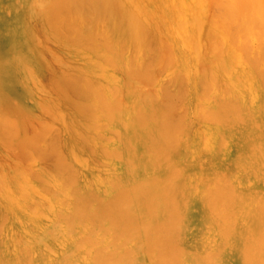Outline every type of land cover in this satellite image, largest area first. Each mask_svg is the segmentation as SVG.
Listing matches in <instances>:
<instances>
[{
  "label": "rangeland",
  "instance_id": "rangeland-1",
  "mask_svg": "<svg viewBox=\"0 0 264 264\" xmlns=\"http://www.w3.org/2000/svg\"><path fill=\"white\" fill-rule=\"evenodd\" d=\"M15 1H17V3ZM52 1L50 2L51 5L55 2L54 0ZM81 1L82 0L79 1L80 5H76L75 8L81 6V9H83L82 7L84 6V3L82 4ZM87 1L88 0H85L84 2ZM89 1L91 4L94 3L95 7L105 1L106 4L108 3L107 1L110 2V0H105L104 2H102V0H98L100 1L98 5L96 4V0H93V2L91 0ZM112 1L116 4L115 9L113 8L114 4L112 2L108 3L112 4V7L110 5H104V7L108 6V8H113V11H115V15L113 16H116V18L114 17L115 20L113 18V20L111 19V23L109 22L110 13H114L111 12L112 9L107 12V7H105L106 10H104L102 4L100 6L103 8L101 9H103V12L106 11L104 15L107 14V18L105 16L104 18H106V20H101L102 24H100V18L97 17H99V12L102 11H94L98 12V16L95 17L96 13H94V15L92 13L95 8L93 6V8L89 7L91 4H88V8L92 9L90 11L91 13L88 12L86 16L87 12L84 10L80 17L78 14L79 11L77 10V12L75 11L76 14L73 13L74 15H72L71 13V11L75 10L72 0L71 2L69 0V4L67 5L65 3L66 1H57V3H59L58 6L66 5L71 8L73 7L74 9L68 7L71 14L68 13L67 10H64L66 6L63 10L61 9L62 6L58 8L55 4L54 5L57 8L54 6L49 7L50 5L48 8H43V6L41 7L42 3L44 7L49 4H46L47 1H42L40 5L37 4L38 0H0V121L2 122H0V131L2 130L0 132V136L2 137H0L2 140L0 141V264H102L100 260L101 258L104 259L102 260L104 261V264H124L127 261L129 263L133 260L135 261H133V264H176L178 258L179 264H244V262L245 264H250L251 261L254 262L253 259H255L256 252H258L256 256L264 253V167L261 166L264 163V0H120L121 3L119 0V3L116 0ZM76 4H78V2H76ZM118 4H120V7ZM121 4H123V7ZM84 7V9L87 8L86 5ZM50 8H56L60 11H53L58 15L61 13L60 17H58L60 20L56 16V19L59 20L57 22H61L57 25L55 20L54 25L55 23L57 25H55V28L61 25L60 29H56H59L60 31L64 29L62 32L58 30V33L55 34L54 32H56V30L52 31L47 24L44 23L46 26L39 24L42 20L48 23L47 18L50 15L49 13L52 11ZM124 8L126 9V15L132 14L131 16L137 19V22L135 21V23H137L136 25H138L137 27L139 28L136 30L139 32V29L141 31L145 29L143 30L144 33L139 32V36L141 33L142 35L140 37L145 35V31L148 35L149 31L151 36L155 35L152 36L154 38L153 41L152 37L150 38V34L148 35L150 39L147 37V40L145 36V39H140L137 35L138 33L136 34L138 37L134 40V36L136 35L133 33L135 32L136 27L133 20L135 19L131 20L132 17H128V21L130 20L133 23L130 21V23L120 21L122 15H124ZM46 9H50L51 11L48 10V13ZM97 9L100 8L97 7ZM37 10L38 13L40 12L39 17H37ZM42 10L45 11L44 15H47V13L49 15L44 16ZM7 11L8 13L10 12L9 15ZM63 11L67 12L63 13ZM119 11L123 14L121 13V18L118 17L120 19L117 20V16L119 15H116V13H119ZM67 13L70 14L72 18L68 16ZM40 17L42 20H40ZM50 17H53V15H50ZM80 18L83 19L81 20ZM68 19L72 20L69 22ZM29 20L31 22H29ZM125 20L127 21V18ZM51 21H54V18L53 20L51 19ZM115 21H119L120 25L117 22L118 25L116 24L117 26H113V24L116 23ZM49 23L48 25L51 24L53 26V22ZM122 23L125 29V24H130V26L133 24L132 26H134V32L127 33V37L131 36L134 38H131L132 42L128 41L130 38H126V32L131 29L130 26L127 25L129 30L127 29L126 32L123 33L125 29L121 25ZM140 24L141 27L139 26ZM41 26H43V28L48 27L47 31L51 30L52 32L48 31L47 33L45 28L42 30ZM40 27L41 31L39 29ZM117 27L124 29L123 31L121 30L122 35L119 31L120 28ZM55 28H53V30ZM112 29H117V33L119 32L117 35L124 36L123 34H125L123 38L120 37L122 43L118 36L116 38V30L112 32ZM32 31H34L35 34ZM48 34L51 35L49 36ZM57 36L59 38L61 37V42L58 40L59 38ZM54 38H56V41ZM113 39L114 42H112ZM116 40L120 43L118 41L116 42ZM36 41H38L37 45L39 44L40 46L36 45ZM115 42L116 45L118 43V46L114 45ZM113 47H115V49ZM113 49L115 51L116 49L119 51L115 52ZM46 52L48 54H46ZM121 52L122 54H120ZM53 54L55 57H52ZM160 54H162L161 57ZM57 55L58 58H62L59 60L57 58L56 60L55 58ZM54 60L56 62H54ZM115 60H117V62ZM26 64L28 66H26ZM25 67L28 68L25 69ZM31 67L33 71L31 69L29 71V68ZM46 69H48V71ZM63 71L67 72L66 74L68 75V79L67 77H64L67 75ZM139 72L143 74H140ZM27 73L30 74L28 75ZM35 74L37 77L33 76ZM146 74L147 76L150 74L151 78L150 76L147 77ZM53 75L58 79H52L54 77ZM59 75L62 77H58ZM72 78L76 80L74 81ZM31 80L33 82H31ZM63 80L65 81V84L72 81V88H69V85L68 88L73 92H70V94H72V96L74 94V98H72L68 90H65L67 89V85H65L64 90H58L57 86L60 85L59 87H63ZM66 80H69L68 83H66ZM34 81H36V84ZM41 81L42 83H40ZM61 82L63 83L62 86ZM37 86L40 87V89ZM53 89H57L60 94ZM40 91L42 92L40 93ZM44 91L45 93L49 92L47 94L48 98L50 97L49 99H47L46 94L43 93ZM64 91L65 94L63 93L62 95L61 92ZM42 93L44 95H41ZM50 93L53 96L55 93L57 95L51 99L53 96ZM60 95L64 102L62 100L61 103L59 101H55L58 99L56 96H59L60 98ZM64 95L71 96L70 99H73H71L72 102L68 97H64ZM75 97H78V99ZM80 99L81 101H79ZM14 100H16V102ZM51 100L58 105L56 106L53 102L52 106V103H50L52 102ZM45 101L48 104L50 103L49 106H52V108L50 107L51 109L55 108V106L57 109V107L62 104L59 106L61 111L57 110V114L59 116L56 115V109L49 111L50 108H48L49 106L45 103ZM81 102L83 103L80 106ZM78 103L80 104L78 105ZM40 104H42L41 109L39 106ZM88 104L91 106H88ZM126 104L128 107L125 106ZM74 105H78V107L81 108L84 105V108L88 106L90 109L87 107V111H83L84 108L83 110L81 108L78 110L79 108ZM76 107L78 108L77 110L80 114H77ZM111 107L115 109L112 111ZM108 108L111 111L105 110ZM44 109H47L48 112H45ZM227 110L232 111L228 112ZM53 111H55L54 114ZM41 112L44 113L42 114ZM59 112L63 114L64 117L63 115H60ZM149 112H151V114ZM223 112H225V115L226 112L227 114L231 112L232 116L236 115V117L233 116L234 121L236 120L235 118L240 117L242 119H240L242 124L237 118L239 126H236L237 122L235 123L232 119L233 117H230L231 113L228 117L224 115L230 120L229 121L225 118L227 120L226 123L229 122L226 124L224 116L222 117ZM87 113H89L91 118H93L94 122L91 121L92 119H89L90 117ZM173 113L175 115H172ZM81 114H84L86 117H83V115L80 116ZM73 115L75 116L74 118L78 119V124L75 121L76 119L74 120V118H72ZM168 115L170 116L169 118H167ZM219 115H221L222 118L219 119ZM60 116L63 117L62 119L65 118L63 120L66 123L65 125L63 124L65 127L61 124L63 121H57ZM67 116L70 117L68 118ZM171 116L173 118L175 116L176 118L173 119ZM1 117L6 119V122L4 119L2 120ZM8 117L10 120H8ZM24 117L25 122L23 119ZM148 117L149 119H147ZM162 117L166 120L164 121ZM55 118L57 119L56 121ZM13 121L18 123H14ZM20 121H23L21 122L24 127L23 128L21 126L22 129H20ZM159 121L164 124L166 123L165 125L167 127L168 125H172V128L174 129V133L171 132L172 135H174L171 137L170 134L167 135L169 138L166 137V139L169 140L168 143H170H167L169 147H167L166 150L161 149L162 151L165 150L168 154H165L163 151L164 157L167 158V156L169 157L171 155L169 157L170 160L167 158V163L163 160L165 159L163 155L162 157L160 155V153L162 154V151L157 150L158 152L161 151L159 153L154 151L157 146H154L150 142L152 139L149 140L151 133H153V136L156 137L158 134L156 131L159 132L164 129L163 127L162 129L157 127L162 124H160ZM79 122L81 124H79ZM232 123L234 125H231ZM36 124L40 126H36ZM164 124L163 126H165ZM4 125H6V127L15 126L17 129L14 127V131L16 132L12 133V131L7 130L8 128L3 130V127H5ZM69 125L72 126L71 129ZM82 125L83 127H81ZM88 125H93V127L89 128ZM27 126H29V129H27ZM153 126L156 127L154 128L155 130H153ZM66 128L68 130L70 129L72 135L74 134L75 136L68 135L70 133L66 134ZM75 129L76 131L84 130L85 134L81 132L83 135L79 134L81 137L78 136V138H82V136L87 134L89 139L88 137H83L82 140H89L87 141L89 143L86 144V141L84 142L83 140L82 142L78 139L76 136L78 135V132H73ZM149 129L153 130V132ZM168 129L169 128L165 130H167L168 132L166 133L169 134V131L172 130ZM61 130H64L63 136V131ZM68 130L67 132H69ZM8 131H10L12 135H10ZM163 134H160L159 132L158 135L161 136ZM68 136H71L72 139L68 138ZM163 137L164 135L162 138ZM162 138L160 141L163 140ZM155 139L156 138H154V143ZM158 139L157 141H159ZM175 139H180V141L178 142L177 140L174 142ZM62 140L63 143L66 144H62L63 147L60 145ZM145 140H148L150 143ZM160 141L159 144L162 143L163 145V141ZM69 142L70 146L72 144H77L78 147H82L81 149H83V151L78 147L77 148L79 150L77 151L75 145L73 147L74 150L70 151L72 146H69ZM80 142H82L81 144L83 145H81ZM145 143L149 145L151 144V147H154H152L153 150L149 151L151 147L148 148L147 146L149 145H146ZM175 143L177 146L178 143L180 145L179 147L176 146V148H178L177 150L173 147L176 145ZM164 144L166 146V142ZM86 145L88 146L86 147ZM163 147L164 146H161V148ZM146 148L149 150H146ZM64 151L66 154H63L65 153ZM68 151L72 153L74 151L77 155L73 153V157H71L72 153L69 155L67 153ZM149 152H151V154ZM170 152H172V154ZM157 153L160 157L156 155ZM152 156L163 159L161 162L157 159L158 163L156 159H152ZM148 157L149 161H146ZM66 159L68 160V164ZM130 159H132L133 163ZM123 160H125V162ZM256 160L257 164L255 162ZM55 161H57L56 164ZM131 163L132 165L135 163V165L132 166ZM143 163L145 164V169ZM171 163L174 167L176 166L175 169L173 168L174 170L172 169ZM169 164L171 165V168ZM242 165L244 168L241 167ZM257 165L259 166V169L257 168L258 170H256ZM52 167H54V169ZM153 167L154 169H152ZM252 168L256 172H252ZM54 170L57 173L54 172ZM261 170L263 173L260 172ZM248 172H250V174ZM48 173H51V175ZM167 173L169 174L167 175ZM158 178L164 181H161ZM128 182L129 184H127ZM162 182L165 184H162ZM172 182L179 183L177 186L181 190L176 187V183L175 185H172ZM151 183H158L159 185L156 184L155 186V184L153 185ZM141 184L142 186L146 185V190H144V187L139 186ZM181 184H183L184 187H180ZM134 185L135 188H133ZM148 185H150V187ZM152 185L157 188V190L153 189V191L155 190L154 193L159 194L157 199L155 197L156 194L154 195L153 193L154 196L151 195L153 192H151L153 188ZM137 186L143 189H138ZM169 187H174L180 192H177L179 194H175L177 197L172 193L176 191H171L172 194L170 197L166 194V190L164 191V189H168ZM147 188L148 190L151 188V190L148 191L150 193L147 192ZM227 188L232 191L234 190L233 192H235L237 196L240 195L239 198L236 195L233 197L232 191L226 190ZM131 189L133 190L130 192ZM136 189L139 191H136ZM134 190L136 191L135 194L133 193ZM140 191L141 193L144 191L143 194L145 192L150 194V196L146 195L148 196V199L149 197H155L154 200H149L151 202L153 201V206L157 204L155 208L153 206H146L149 209V212L152 209L153 214L155 215H152L151 212L150 214L152 216H144L145 214L148 215V209L145 205L146 203L149 205L150 202L147 201L148 199L146 200V193L144 196L141 194V199L136 198L140 194L138 193ZM219 191L222 193L224 191L226 194H221ZM228 191L231 192V200L233 201H229L228 198L230 197V193ZM181 192L185 197H179V195L182 194ZM126 193H133L134 196L137 195L134 197L132 194L131 197H134L133 199L135 200L139 199L141 202H143L142 200L144 199L142 197H145L144 200H146V203L144 201V206H141L139 205L140 202L138 200H136L137 203H135L136 201L130 197L133 200V203L131 204V199L125 197L127 199L126 204V200L121 198L124 197ZM217 194H221V197H218ZM225 195L229 196H227L228 200L223 198H226ZM127 196L129 197L130 195ZM171 196L177 198L175 199V203L179 202L176 204L179 205V208L181 206L179 211L180 213L182 212V214L179 213L177 208L174 209V205H171L172 202L175 204L173 197L172 200H170ZM120 198L124 201H119L121 200ZM166 198H168L167 200L172 201L171 204H169L171 208L170 212L172 214L169 212L170 208L166 207L170 201L168 203L166 201V203L162 201L166 200ZM219 198L222 199L218 200ZM88 199L91 200L89 201ZM184 199H186L187 202H185ZM155 200L158 203L154 202ZM181 200L185 202L184 203L182 201L186 205L185 208L181 205ZM212 201L216 202V204ZM219 202L220 207L218 206ZM118 203H122L123 208H116ZM228 203L232 206L228 207ZM136 204L138 206H136ZM127 205H129V210H125L127 209ZM211 205L212 208H209ZM216 206H218L217 209H215ZM137 207L139 209H137ZM163 207L168 210L162 209ZM231 207L233 209H231ZM80 208H82V210ZM100 208L102 209L100 210ZM229 208L232 211H230ZM79 209L82 214L79 213ZM173 209L174 211H178V214L181 216L184 214L183 219L179 217V222L177 220L178 218L173 217L176 215V212H174ZM213 209L215 211H213ZM132 210H134L133 213ZM138 210L142 213V216L140 217L138 216L140 215L138 214ZM154 210H156L157 214ZM164 210L167 212L161 216V213L165 212ZM209 210L213 211V215ZM94 211L97 214L94 215ZM127 211H130L134 215L135 213L137 214L134 216V218L138 217L137 219L139 222L136 221V218L134 219V221L137 222V228H134L136 224H132L135 222H132L133 215L131 216L130 212L129 214L131 217L127 215L128 217L126 216L127 218L125 220L127 221L128 219L130 223L132 222L131 224L133 226H131L130 223L127 224L128 221L126 222L123 220L125 217L124 214ZM99 212L103 213V215ZM168 212L172 216H170ZM78 213L81 216H78ZM83 213L86 215H83ZM222 213L223 215L225 214L223 217L221 216ZM74 214L76 217H72ZM107 214L110 217H108ZM226 214L228 215V218H226ZM100 215L102 218L99 217ZM211 215L215 216V218ZM86 216L94 218L93 220L92 218L91 220L89 219L87 222L84 221L87 220L85 218H88ZM166 216L168 219L171 217L170 220H174L173 222L176 221L175 225L172 220L168 222ZM79 217L83 220L77 221V218L80 220ZM146 217L151 221H148ZM155 217H157V219H155ZM163 217H165L164 220ZM176 217H178V215ZM219 217L223 220L225 218L226 220L228 219V228L226 221L224 224V222H222L223 220ZM72 218H75V225ZM215 219L218 220V222H216ZM165 220L168 223H165ZM118 221L120 222V225H118ZM146 221H148V223ZM160 221L161 224L165 223L166 225L164 224L165 227H162L163 225H158L161 227V230L158 227L159 230L155 231L154 234L156 232V234L159 233V235H155L157 238L160 237L162 239L164 237L161 235H167L164 238L167 242H165L164 239H161L162 241H160V238L155 239L154 235L153 237L155 240L152 235L150 236L152 238H149V236L145 233V235L142 234L145 230L149 231L150 228L152 229L155 226L157 227L155 224ZM180 221L183 222V224ZM78 222H80V224L82 223L81 226H79L80 224H78ZM140 222H144L148 225L150 223L152 224L148 226V229L144 228L146 227L144 223H141L142 226L144 224L143 228L145 229L141 230L138 228ZM176 223H180V226ZM112 225L115 228L112 227ZM170 225H173L174 227L177 225L174 230L176 235L175 233H172L174 227ZM120 226L121 228L117 230ZM179 228H181V232L177 233ZM120 229L122 231L125 229V231H127L126 234L125 231L120 233ZM132 229H136L138 234L140 229L141 234L139 236L142 241L140 240L139 242L140 237L136 234L137 232ZM228 229H232L231 234H229L230 236H227L228 233H230ZM131 230L133 233L130 235L129 233H131ZM164 230L166 234L164 233ZM226 230L229 232L227 231L228 233H225ZM134 231L136 233H134ZM151 231L149 235L152 234ZM167 233H170V235ZM127 234L128 236H126ZM177 234H179V236ZM133 235H136V237L138 236L139 239H137L138 237L134 238ZM172 235L173 237L175 235L177 239L174 237V240H172ZM123 236L127 238L130 236L128 239L129 241L127 238L124 239ZM131 236H133V238ZM146 236L148 238L145 240L147 242L150 241L148 245L146 243V246L148 247L145 246L144 243L146 241L143 240ZM175 239L178 242L174 245L172 242H174ZM253 240L256 242V247H261L257 249H260L263 253H259L260 251L257 249H250L254 248L253 245L255 244H253ZM154 241L157 242H155L157 245L151 244ZM139 243H141L140 245H142V248ZM162 243H167V245L170 243L167 248H171L169 249L171 251H180L179 253H175L176 251L172 253L174 256L175 254L178 256H176L177 258L174 263L173 260H171V257L167 256V250V253L163 252V249L166 248V246L164 247V244ZM251 244H253V247L249 246ZM170 245H173V247ZM177 245L179 246V250ZM119 246L120 248H118ZM150 248H152V250L155 248V252L153 253ZM246 248L250 249L249 251H254V257H251L252 255H245L248 251H245ZM146 249H149V253L152 252L150 253L151 255L153 254L152 259L150 255H147L149 253H147L148 251ZM133 251L135 254L132 253ZM171 251L169 252L171 253ZM124 252L126 253L124 254ZM122 254H124L126 258ZM162 255L164 259L161 257ZM263 256H261L262 259L264 258ZM118 257L120 259H122L121 257H124L127 261L124 259L125 261L121 262L118 260ZM166 257L170 260L168 258L166 259ZM249 257L253 259L250 260ZM128 258H130V261ZM149 258L151 260H149L150 262L148 261ZM256 260H258L257 257ZM118 261L120 262L118 263ZM258 262L261 263L260 258ZM255 263L256 262H254V264Z\"/></svg>",
  "mask_w": 264,
  "mask_h": 264
},
{
  "label": "bare ground",
  "instance_id": "bare-ground-1",
  "mask_svg": "<svg viewBox=\"0 0 264 264\" xmlns=\"http://www.w3.org/2000/svg\"><path fill=\"white\" fill-rule=\"evenodd\" d=\"M33 1H34V0H33ZM36 1H37V0H36ZM42 1H45V2L47 1L46 4H47V3H49V4L46 5V4L44 3V4L46 5V6L44 7ZM42 1L38 0L39 3L37 2V4L42 3V5H41V4H40V5H41V7L43 6V8H48L49 5H50L49 7H51V6H52V7H53V6L56 7V6H57L58 8H59L60 6H62V5H59V6H58L59 3H57V1L59 2V0H57V1L54 0V1H55L54 4H55L56 6H55L53 3H52V5H51L50 2H51L52 0H50V1H49V0H42ZM48 1H49V2H48ZM61 1H62V2H65V1H66V2H65L66 5L69 4V0H68V2H67V0H65V1L61 0ZM79 1H80V0H79ZM79 1H78V0H72V4H73L74 8H75L76 5H80ZM82 1H83V2H82ZM82 1H81V3H82V4L84 3L83 5H84V6H85V5L87 6V8H86L87 10L84 9L85 7H84L83 5H82V6H83V7H82L83 9H81V6H78L79 8L76 7L75 10L71 11L72 15L76 14L75 11L77 10V11L80 12V13L78 12V14H79L80 17H81V15H82L81 13L84 12V10H85V11L87 12V13L85 12V13H86V16H87L88 12H90V11L92 10V9H90L92 6L95 8V9L92 11L93 15H94V13H96V14H95V17L98 16V15H97L98 12H94V11H98V10L102 11L103 9L106 10L105 7H107V12H108V11H111V9H112L111 12H113V13L115 12V11H113V8H114V9L116 8V4H115V2L113 3L112 0H110V2H112V3L114 4V6H113V8H110V7H109L110 10H109L108 6H105V7H104V5H110V6L112 5V4H108V3H110L109 1H107L108 3L106 4V3H105L106 1H105V0H102V2H104V1H105V2H104V3L101 2L103 5H102V4H100V5H102L104 8H103L102 6L99 5V2H100L101 0H100V1L96 0V4L99 5V6L96 5V7H95V4H94V3H92V4H93V5H92V4L90 3V1L88 0V1H89L88 4H89V5L91 4V6H89L90 8H88V4H87L88 1H87V2H84L85 0H82ZM91 1L93 2V0H91ZM97 1H98V3H97ZM114 1H115V0H114ZM116 1L118 2V0H116ZM128 1H129V0H128ZM15 2L17 3V1H15ZM52 2H53V1H52ZM70 2H71V0H70ZM76 2H78V4H76ZM94 2H95V1H94ZM119 2H120V0H119ZM119 2H118V3H119ZM126 2H127V1H126ZM56 3H57V4H56ZM85 3H86V4H85ZM120 3H121V2H120ZM35 4H36V3H35ZM37 4H36V5H37ZM62 4L65 5L64 3H62ZM70 4H71V3H70ZM32 5H33V4H32ZM66 5H65V6H66ZM122 5H123V4H121V6H122ZM65 6H62L63 8L61 7V9L63 10ZM118 6L120 7V4H118ZM57 7H56V8H57ZM66 7H67V9H66ZM66 7H65L64 10H67L68 13H70V12H69L70 9H68V7H70V6H66ZM93 7H92V8H93ZM97 7L100 8V9H97ZM111 7H112V6H111ZM122 7H123V6H122ZM37 8H38V7H37ZM56 8H53V9L50 8L52 11H51L50 9H46V11L49 10V11L52 12V13H51V12L49 13V11H48V13H49L51 16L53 15V17H50V15L47 13V15H49V17H48L49 19L47 18V20H48L47 22H48V23H49V22H50V23L53 22V26H54V27H53L50 23H49L50 25H48V23H46V22H45L44 20H42V18H41V17L44 15V12H45V11H43V10H45V9L42 10L43 15L41 14L42 16L40 17V18H41L40 20H42L41 22H43V21H44V22H43V23H41V22L39 23V24L44 25V26H46L45 24H47V26L50 27V29H51L52 31H55V30H56V32H54L55 34L58 33V30L60 29V26H61V25H60L59 27H56V28H59V29H56V28H55L56 23H55V25H54L55 20H56V22L59 21L60 19H59L58 17H60V15H61V13H60L59 15H58L57 13H54V12H60V11H59L58 9H56ZM70 8H71V7H70ZM74 8L72 7L71 9H74ZM101 8H103V9H101ZM40 9H41V8H40ZM40 9H39V10H40ZM61 9H60V10H61ZM80 9H81V10H80ZM88 9H89V11H88ZM96 9H97V10H96ZM120 9H121V8H120ZM124 9H125V8H124ZM127 9H128V8H127ZM54 10H57V11H54ZM62 10H61V12H62ZM82 10H83V11H82ZM118 10H119V9H118ZM118 10H117V12H118ZM8 11H9V10H8ZM8 11H7V13H8ZM53 11H54V12H53ZM67 11H65V12H67ZM77 11H76V12H77ZM123 11H124V10H123ZM127 11H128V10H127ZM65 12L63 11V13H65ZM9 13H10V12H9ZM9 13H8V15H9ZM36 13L38 14L37 17H39V13H40V12L38 13V10H37ZM53 13H54L55 15H54ZM68 13H67V14H68ZM71 13H70V14H71ZM73 13H74V14H73ZM90 13H91V12H90ZM104 13H106V11H104V12H103V11H102V12H99V17H97V18H100V19H99V21H100L99 23H100V24H102V23H101V20H104V21H105L106 18H107V16H106L107 14L104 15ZM119 13H120V14H119ZM119 13H116V15H117V14L119 15V16H117V20H119V19L121 18L120 16H121V13H122V12L119 11ZM130 13H131V12H130ZM130 13H129V14H130ZM137 13H138V12H137ZM45 14H46V13H45ZM70 14H68V16L71 17ZM78 14H77V15H78ZM122 14H123V13H122ZM47 15H44V16H47ZM79 15H78V17H79ZM83 15H84V14H83ZM102 15H104V16H102ZM111 15H112V17H111ZM113 15H115V13H114V14L110 13V15H109L110 17L108 16V17L110 18V19L108 18L110 23H111V21L113 20L114 17L116 18V16H113ZM127 15H128V14H127ZM127 15H126V9H125V11H124V15H122V18L125 17V16H127ZM131 15H132V14L128 15L127 17H125V18H123V19L121 18L122 20L120 19V21H121V22H125V23L127 22V23H128V22L130 21V20L128 21V17L131 18V17H132ZM29 16H30V14H29ZM56 16H57V18H58L59 20L56 19ZM75 16H76V15H75ZM105 16H106V18H104ZM102 17H103V19H102ZM118 17H120V18H118ZM53 18H54V21H51V19L53 20ZM66 18H67V17H66ZM71 18H72V17H71ZM83 18H84V17H83ZM83 18H82V19H83ZM92 18H93V17H92ZM92 18H91V19H92ZM97 18H96V20H97ZM115 18H114V20H115ZM126 18H127V21L125 20ZM130 18H129V19H130ZM29 19H30V18H29ZM45 19H46V18H45ZM74 19H75V18H74ZM74 19H73V20H74ZM80 19H81V18H80ZM82 19H81V20H82ZM94 19H95V18H94ZM108 19H107V20H108ZM111 19H112V20H111ZM133 19H135V20H133ZM143 19H144V18H143ZM40 20H39V21H40ZM49 20H50V21H49ZM68 20H69V19H68ZM70 20H72V19H70ZM70 20H69V22H70ZM96 20H95V21H96ZM123 20H125V21H123ZM131 20H133V22H134V24H135V27H136V28H135V32H136V33L134 32V29H133L134 26H132V25H133V24H132V23H133L132 21H130V22H132V23H131V24H132V25H131L132 27L130 26V24H129V25H128V24H125L126 29L124 28L123 23L121 24V25L123 26V28L125 29V31H123L124 29H121V28H120V27H122V26L117 27V28H120V30H119V29H118V30L120 31V34H121L122 31H123V33H125L127 29L129 30V28H127V27L130 26L131 29H130L129 31L126 32V38H127V39L130 38V40H128V41H131V38H133V37H131V36H129V35H128L129 37H127V33H132V32H134V33H133L134 35H136V34L138 33L137 35L139 36V32L144 33L143 30H145V29H143L144 27H143V25H142L143 28H141V29H143V30L141 31V30L139 29V32H138L136 29H138L139 27H137L138 25H136L137 23H135V21H136L137 19L132 17ZM158 21H159V20H158ZM29 22H31V21L29 20ZM60 22H61V21H60ZM60 22H57V25H58V23H60ZM65 22H66V21H65ZM71 22H72V21H71ZM115 22H116V21H115ZM117 22L119 23V21H117ZM117 22L114 23V24L112 23L113 26L116 25V24L118 25ZM130 22H129V23H130ZM136 22H137V21H136ZM138 22H139V21H138ZM44 23H45V24H44ZM103 23H104V22H103ZM141 23H142V22H141ZM57 25H56V26H57ZM93 25H94V22H93ZM96 25H98V24H96ZM117 25H116V26H117ZM119 25H120V23H119ZM127 25H128V26H127ZM51 26H52V28H51ZM68 26H69V25H68ZM70 26H71V24H70ZM70 26H69V27H70ZM90 26H91V24H90ZM139 26L141 27V24H140ZM32 27H33V25H32ZM41 27H42V30H44V28H45V30L47 31V28H48V27H47V28H46V27L43 28V26H41ZM41 27L39 28L40 31H41ZM74 27H75V26H74ZM76 27H77V26H76ZM148 27H149V26H148ZM33 28H34V27H33ZM53 28H55V29L53 30ZM62 28H63V27H62ZM62 28H61V29H62ZM79 28H80V27H79ZM115 28H116V27H115ZM93 29H94V28H93ZM51 30H48V31H51ZM63 30H64V29H62L61 31L59 30V31L62 32ZM91 30H92V29H91ZM112 30H113V29H112ZM114 30H116V31H115V32H116V38H117V36H118V38L120 39V37L123 38V37L125 36V34H123L124 36L117 35L119 32L117 33V29H114ZM114 30H113L112 32H114ZM121 30H122V31H121ZM131 30H132V31H131ZM46 31H45V32H46ZM48 31H47V33H48ZM52 31H51V32H52ZM82 31H83V30H82ZM82 31H81V32H82ZM84 31H85V30H84ZM86 31H88V30H86ZM89 31H90V30H89ZM32 32L34 33V31H32ZM35 32H36V28H35ZM207 32H208V31H207ZM43 33H44V32H43ZM63 33H64V32H63ZM75 33H76V32H75ZM142 33H141V35H142ZM148 33L150 34L149 31H148ZM34 34H35V33H34ZM51 34H52V33H51ZM51 34H50V35H51ZM83 34H84V32H83ZM114 34H115V33H114ZM114 34H113V35H114ZM149 34H148V35H149ZM152 34H153V33H152ZM44 35H45V33H44ZM46 35H47V34H46ZM48 35H49V34H48ZM50 35H49V36H50ZM53 35H54V34H53ZM53 35H52V36H53ZM77 35H78V34H77ZM121 35H122V34H121ZM134 35H133V36H134ZM137 35L134 36V37H135V39L133 38L134 40H136V37H138ZM141 35H140V36H141ZM148 35H147V32L145 31V35H143L142 37H140V36H139V37H140V39H141V38H142V39H145V38H146V39L148 40V38H149ZM85 36H86V35H85ZM144 36H145V38H144ZM152 36H155V35H152ZM152 36H151V34H150V38H151ZM54 37H55V36H54ZM57 37H58V36H57ZM147 37H148V38H147ZM219 37H220V36H219ZM35 38H36V37H35ZM58 38H59V37H58ZM60 38H61V37H60ZM60 38H59L58 40L61 42ZM65 38H66V37H65ZM126 38H125V39H126ZM150 38H149V39H150ZM55 39H56V38H54V40H55ZM62 39H63V38H62ZM70 39H71V38H70ZM133 39H132V40H133ZM137 39H139V38H137ZM153 39H154V38L152 37V41H153ZM49 40H50V39H49ZM120 40H121V39H120ZM55 41H56V40H55ZM62 41H63V40H62ZM69 41H70V40H69ZM117 41H118V40H116V42H117ZM128 41H127V42H128ZM37 42H38V41H36V45H37ZM39 42H40V41H39ZM41 42H42V41H41ZM46 42H47V41H46ZM52 42H54V41H52ZM60 42H59V43H60ZM65 42H67V41H65ZM112 42H114V39H113ZM116 42L114 43V45H116ZM118 42H119V41H118ZM131 42H132V41H131ZM215 42H216V41H215ZM47 43H48V42H47ZM49 43H50V42H49ZM72 43H73V42H72ZM119 43H120V42H119ZM121 43H122V40H121ZM123 43H124V42H123ZM125 43H126V42H125ZM70 44H71V43H70ZM38 45H39V44H38ZM38 45H37V46H38ZM41 45H43V44H41ZM62 45H64V44H62ZM66 45H67V44H66ZM119 45H120V44H119ZM149 45H150V44H149ZM39 46H40V45H39ZM53 46H56V45H53ZM112 46H113V44H112ZM116 46H118V43H117ZM147 46H148V45H147ZM43 47H44V46H43ZM46 47H47V46H46ZM60 47H61V46H60ZM216 47H217V46H216ZM218 47H219V46H218ZM44 48H45V47H44ZM47 48H48V47H47ZM47 48H46V50H47ZM70 48H71V47H70ZM70 48H69V49H70ZM113 48L115 49V47H113ZM42 49H43V48H42ZM48 49H49V48H48ZM59 49H60V48H59ZM114 49H113V50H114ZM216 49H217V48H216ZM54 51H55V50H54ZM56 51H57V50H56ZM114 51H115V50H114ZM116 51H119V50L116 49ZM116 51H115V52H116ZM48 52H49V51H48ZM221 52H222V51H221ZM55 53H56V52H55ZM66 53H67V52H66ZM46 54H48V53L46 52ZM57 54H58V53H57ZM120 54H122V52H121ZM112 55H114V54H112ZM161 55H162V54H160V57H161ZM43 56H44V54H43ZM43 56H42V57H43ZM63 56H64V55H63ZM68 56H69V55H68ZM52 57H55L54 54H53ZM59 57H60V56H59ZM160 57H159V58H160ZM44 58H46V57H44ZM44 58H43V60H44ZM57 58H58V55H57V57H56L55 59L57 60ZM61 58H62V57L58 58V60L61 59ZM99 58H100V57H99ZM111 58H112V57H111ZM121 58H122V57H121ZM170 58H171V57H170ZM170 58H169V60H170ZM53 59H54V58H53ZM53 59H52V60H53ZM119 59H120V58H119ZM162 59H163V58H162ZM110 60H111V59H110ZM122 60H123V59H122ZM44 61H45V60H44ZM71 61H72V60H71ZM73 61H74V60H73ZM115 61L117 62V60H115ZM54 62H56V61L54 60ZM98 62H99V61H98ZM106 62H107V61H106ZM116 62H115V63H116ZM46 63H47V62H46ZM46 63H45V64H46ZM62 63H63V62H62ZM77 63H78V62H77ZM107 63H108V62H107ZM56 64H58V63H56ZM89 64H90V63H89ZM58 65H59V64H58ZM26 66H28V65L26 64ZM47 66H48V65H47ZM62 66H63V65H62ZM115 66H116V65H115ZM66 67H67V66H66ZM148 67H149V66H148ZM150 67H151V65H150ZM27 68H28V67H25V69H27ZM57 68H59V67H57ZM64 68H65V66H64ZM67 68H68V67H67ZM98 68H99V67H98ZM100 68H101V67H100ZM30 69L32 70V67L29 68V71H30ZM70 69H71V68H70ZM46 70L48 71V69H46ZM59 70H60V69H59ZM62 70H63V69H62ZM65 70H66V69H65ZM32 71H33V70H32ZM60 71H61V70H60ZM27 72H28V70H27ZM63 72H64V71H63ZM82 72H83V71H82ZM146 72H147V71H146ZM146 72H145V73H146ZM30 73H31V72H30ZM30 73H29V74H30ZM51 73H54V72H51ZM60 73H61V72H60ZM64 73L66 74L67 72H64ZM69 73H70V72H69ZM72 73H73V72H72ZM80 73H81V71H80ZM139 73H140V72H139ZM139 73H138V75H139ZM147 73H148V72H147ZM27 74H28V73H27ZM29 74H28V75H29ZM32 74H33V73H32ZM82 74H83V73H82ZM140 74H143V73H140ZM51 75H52V74H51ZM66 75H67V74H66ZM75 75H76V73H75ZM87 75H88V74H87ZM138 75H137V76H138ZM33 76L37 77L36 74L33 75ZM53 76H54V75H53ZM60 76H61V75H59L58 77H60ZM63 76H64V75H63ZM71 76H72V75H71ZM80 76H81V75H80ZM80 76H79V77H80ZM146 76H147V74H146ZM146 76H145V77H146ZM148 76H150V78H151V75H150V74H148ZM148 76H147V77H148ZM50 77H51V76H50ZM61 77H62V76H61ZM64 77H67V79H68V75H67V76H64ZM72 77H73V76H72ZM134 77H135V76H134ZM139 77H140V76H139ZM29 78H30V77H29ZM31 78H33V77H31ZM54 78H57V77L54 76L52 79H54ZM77 78H78V77H77ZM48 79H49V78H48ZM52 79H51V80H52ZM57 79H58V78H57ZM144 79H146V78H144ZM144 79H143V80H144ZM33 80H34V79H33ZM72 80L75 81L76 79L72 78ZM143 80H142V81H143ZM21 81H22V80H21ZM38 81H40V80H38ZM59 81H60V80H59ZM63 81H64V80H63ZM66 81H67V80H66ZM68 81H69V80H68ZM68 81H67L66 83H68ZM145 81H146V80H145ZM151 81H152V80H151ZM151 81H150V82H151ZM28 82H29V80H28ZM31 82H33V81L31 80ZM35 82H36V81H34V83H35ZM48 82H49V81H48ZM53 82H54V81H53ZM53 82H52V83H53ZM77 82H78V81H77ZM40 83H42V81H41ZM63 83H64V85H63ZM63 83L61 82V86L63 85V87H59L60 85L57 86V87H58V90H59V89H63V90H64V89H65V88H64L65 85H67V87H66L67 89H65V90H68L69 94H70V92L73 93V92L70 91V89H69L70 87L72 88V84H73L72 81L69 82L70 84H69V83H68V84H65V81H64ZM80 83H81V82H80ZM31 84H32V83H31ZM35 84H36V83H35ZM148 84H150V83H148ZM23 85H24V83H23ZM51 85H52V84H51ZM53 85H54V84H53ZM57 85H58V84H57ZM68 85H69V88H68ZM35 86H36V85H35ZM55 86H56V85H55ZM74 86H76V85H74ZM100 86H101V85H100ZM24 87H25V86H24ZM37 87H38V86H37ZM37 87H36V88H37ZM50 87H53V86H50ZM38 88L40 89V87H38ZM53 88H55V87H53ZM94 88H95V87H94ZM30 89H31V88H30ZM39 89H38V92H39ZM99 89H100V88H99ZM41 90H42V88H41ZM43 90H45V89H43ZM53 90H54V89H53ZM58 90L55 89L54 91H57V92H58ZM71 90H72V89H71ZM95 90H96V89H95ZM102 90H103V89H102ZM46 91H47V90H46ZM54 91H53V92H54ZM59 91H61V90H59ZM75 91H76V90H75ZM41 92H42V91H40V93H41ZM66 92H67V91H66ZM43 93H45V91H44ZM43 93H42L41 95H44ZM48 93H49V92H48ZM48 93H45L46 96H47ZM58 93H59V92H58ZM63 93L65 94V91H64V92H61L62 95H63ZM50 94H51V93H50ZM50 94H49V96H50ZM59 94H60V93H59ZM69 94H66V95H69ZM36 95H37V93H36ZM51 95H52V94H51ZM55 95H57V94L55 93ZM55 95H54V96H55ZM70 95L72 96V94H70ZM81 95H82V94H81ZM52 96H53V95H52ZM52 96H51V97H52ZM54 96H53L51 99H53ZM71 96H65V95H64V97H68L69 100H71L72 98H74V97H73L74 94H73L72 98L70 99ZM37 97H38V96H37ZM56 97H58V99H60V100H58L57 98H56L57 100H55V99H54V100H55V101H59V102L61 103V100H62V99H61V95H60V98H59V96H56ZM64 97H63V98H64ZM79 97H80V96H79ZM38 98H39V97H38ZM44 98H46V97H44ZM49 98H50V97H49ZM49 98H48V96H47V99H49ZM68 98H67V99H68ZM75 98H76V97H75ZM64 99H65V98H64ZM67 99H66V100H67ZM76 99H78V97H77ZM76 99H74V100H76ZM42 100H44V99H42ZM72 100H73V99H72ZM72 100H71V102H72ZM178 100H179V99H178ZM14 101L16 102V100H14ZM51 101H52V102H50V103H52V106H53V102H54V101H53V100H51ZM62 101L64 102V100H62ZM76 101H77V100H76ZM79 101H81V99H80ZM147 101H148V100H147ZM48 102H49V101H48ZM134 102H135V100H134ZM134 102H133V104H134ZM172 102H173V100H172ZM221 102H222V101H221ZM228 102H229V101H228ZM228 102H227V103H228ZM13 103H14V102H13ZM38 103H39V101H38ZM40 103H41V101H40ZM43 103H44V102H43ZM45 103H46V101H45ZM50 103H49V104H50ZM57 103H58V102H57ZM60 103H59V104H60ZM66 103H67V101H66ZM82 103H83V102H81V104L78 103V105L80 104V106H81ZM121 103H122V102H121ZM144 103H145V102H144ZM232 103H233V102H232ZM234 103H235V102H234ZM15 104H16V103H15ZM46 104H48V103H46ZM49 104H48V106H49ZM54 104H55V102H54ZM63 104H64V103H63ZM75 104H76V103H75ZM84 104H85V103H84ZM86 104H87V103H86ZM117 104H118V103H117ZM149 104H150V103H149ZM159 104H160V103H159ZM161 104H162V103H161ZM172 104H173V103H172ZM222 104H223V102H222ZM41 105H42V104L39 105V106H40V109H41ZM43 105H44V104H43ZM55 105L57 106L58 104H55ZM61 105H62V104H61ZM61 105H59V106H61ZM78 105H74V106H77V107H78ZM108 105H109V104H108ZM108 105H107V107H108ZM147 105H148V104H147ZM157 105H158V104H157ZM227 105H228V104H227ZM234 105H235V104H234ZM52 106H49L48 108H50V107L52 108ZM56 106H55V108H53V109H56ZM59 106H58V107H59ZM72 106H73V105H72ZM83 106H84V105H83ZM83 106H82V108H81V107H78L79 109L76 107V110H77V109L80 110V108L83 110V108H84ZM86 106H87V105H86ZM86 106H85V107H86ZM88 106H91V105L88 104ZM88 106H87V107H88ZM110 106H115V105H110ZM123 106H124V105H123ZM125 106L128 107L127 104H126ZM130 106H131V104H130ZM134 106H135V105H134ZM160 106H161V105H160ZM164 106H165V105H164ZM164 106H163V107H164ZM232 106H233V105H232ZM58 107H57V109H56V115H58V114H57V113H58L57 110L61 111V108H60V107L58 108ZM87 107L84 108L83 111H85V110L87 111L88 109H90L89 107H88V109H87ZM104 107H105V103H104ZM107 107H106V108H107ZM118 107H119V106H118ZM121 107H122V106H121ZM127 107H126V109H127ZM156 107H157V106H156ZM156 107H155V109H156ZM171 107H172V106H171ZM228 107H229V106H228ZM48 108H47V109H48ZM51 108L49 109V111H52V110H53V109H51ZM111 108H112V107H111ZM122 108H123V107H122ZM148 108H149V107H148ZM160 108H161V107H160ZM169 108H170V107H169ZM176 108H177V107H176ZM238 108H239V107H238ZM47 109H46V110L44 109L45 112H46V111L48 112ZM74 109H75V108H74ZM74 109H73V110H74ZM114 109H115V108H112L111 110L113 111ZM152 109H153V108H152ZM155 109H154V111H155ZM163 109H164V108H163ZM165 109H166V108H165ZM221 109H222V107H221ZM236 109H237V108H236ZM239 109H241V108H239ZM78 110H77V114H80ZM105 110H106V111H111V110H109V108H108V109H105ZM136 110H137V109H136ZM143 110H144V109H143ZM145 110H146V109H145ZM149 110H150V109H149ZM156 110H157V109H156ZM178 110H179V109H178ZM244 110H245V109H244ZM40 111H41V110H40ZM42 111H43V108H42ZM74 111H75V110H74ZM83 111H82V112H83ZM117 111H118V110H117ZM162 111H163V110H162ZM166 111H167V109H166ZM227 111L229 112V111H232V110H227ZM246 111H247V110H246ZM246 111H245V112H246ZM54 112H55V111H53V114H54ZM91 112H92V111H91ZM91 112H90V113H91ZM114 112H116V111H114ZM240 112H241V111H240ZM41 113H42V112H41ZM43 113H44V112H43ZM43 113H42V114H43ZM62 113H63V111H62ZM110 113H111V112H110ZM138 113H139V112H138ZM149 113L151 114V112H149ZM153 113H155V112H153ZM159 113H160V112H159ZM166 113H167V112H166ZM169 113H170V112H169ZM223 113H224V114H223ZM223 113H222V117L225 115V112H223ZM230 113H231V112H230ZM230 113L227 114V112H226V115H225V116L228 117ZM249 113H250V112H249ZM0 114H1V113H0ZM53 114H51V115H53ZM59 114H60V115H63V114H61L60 112H59ZM87 114L89 115V113H87ZM87 114H86V115H87ZM113 114H114V113H113ZM143 114H144V112H143ZM147 114H148V113H147ZM156 114H157V113H156ZM156 114H154V115H156ZM164 114H165V113H164ZM213 114H214V113H213ZM26 115H27V114H26ZM82 115H83V117H86V116H84V114H81L80 116H82ZM91 115H92V113H91ZM160 115H161V114H160ZM170 115H171V114H170ZM172 115H175V114L173 113ZM230 115H231L230 117H233V116L236 117V115H233V116H232V113H231ZM35 116H36V115H35ZM41 116H42V115H41ZM41 116H40V117H41ZM44 116H45V115H44ZM46 116H47V115H46ZM58 116H59V115H58ZM211 116H212V115H211ZM219 116H220V117H218L219 119L222 118L221 115H219ZM225 116H224V119L226 118ZM237 116H238V115H237ZM3 117H4V116H3ZM9 117H10V116H9ZM9 117H8V120H10ZM49 117H50V116H49ZM63 117H64V115H63ZM63 117H62V116L58 117V118H59L58 120L55 118V121H56V120H57V121H60V120L63 121V120L65 119V118L62 119ZM67 117H68V116H67ZM69 117H70V116H69ZM69 117H68V118H69ZM74 117H75V116L73 115L72 118H74ZM89 117H90L89 119H92L91 121L94 122L93 118H91L90 115H89ZM165 117H166V116H165ZM169 117H170V116L168 115L167 118H169ZM171 117H172V116H171ZM230 117H229V118H230ZM234 117L232 118L233 121H234ZM1 118H2V117H1ZM14 118H15V117H14ZM28 118H29V117H28ZM30 118H31V117H30ZM41 118H42V117H41ZM53 118H54V116H53ZM60 118H61V119H60ZM72 118H70V119H72ZM159 118H160V117H159ZM172 118H173V117H172ZM174 118H176V117L174 116ZM174 118H173V119H174ZM206 118H207V117H206ZM237 118H238V117H237ZM237 118H235L236 120H235L234 122H235V123L237 122V123H236V126H237V125L239 126L238 121L241 122V124H242V121H240V119H241L240 117L238 118V121H237ZM250 118H251V117H250ZM3 119H4V118H2V120H3ZM11 119L13 120L12 117H11ZM15 119H16V118H15ZM15 119H14V120H15ZM21 119H22V118H21ZM23 119H24V122H25V117H24ZM35 119H36V118H35ZM45 119H46V118H45ZM50 119H51V118H50ZM75 119H76V118H74V120H75ZM80 119H82V118H80ZM87 119H88V118H87ZM111 119H112V118H111ZM136 119H137V118H136ZM144 119H145V118H144ZM147 119H149V117H148ZM162 119H164V117H162ZM173 119H172V120H173ZM226 119L229 120L228 118H226ZM226 119H225V120H226ZM261 119H262V118H261ZM4 120H5V122H6V119H4ZM8 120H7V121H8ZM51 120H52V119H51ZM72 120H73V119H72ZM77 120H78V119H76L75 121L77 122ZM83 120H84V119H83ZM113 120H114V119H113ZM117 120H118V118H117ZM119 120H120V119H119ZM165 120H166V119H164V121H165ZM175 120H176V119H175ZM222 120H223V119H222ZM227 120L225 121V123L227 122ZM241 120H242V119H241ZM29 121H31V120H29ZM40 121H41V120H40ZM86 121H87V120H86ZM89 121H90V120H89ZM115 121H116V120H115ZM137 121H138V120H137ZM149 121H150V120H149ZM149 121H148V123H149ZM160 121H161V120H160ZM160 121H159V122H160ZM173 121H174V120H173ZM229 121H230V120H229ZM0 122H1V121H0ZM5 122H4V123H5ZM10 122H11V121H10ZM13 122H14V123H18V122H15V121H13ZM21 122H23V121H20V123H21ZM36 122H37V121H36ZM36 122H35V123H36ZM45 122H46V121H45ZM48 122H49V121H48ZM48 122H47V123H48ZM63 122H64V121H63ZM63 122H61V124H62V125H63V124L65 125L66 123H65V122L63 123ZM142 122H143V121H142ZM152 122H154V121H152ZM176 122H177V121H176ZM234 122H233V123H234ZM254 122H255V121H254ZM1 123H2V122H1ZM1 123H0V124H1ZM28 123H29V122H28ZM33 123H34V120H33ZM50 123H51V122H50ZM59 123H60V122H59ZM59 123H57V124H59ZM134 123H135V122H134ZM161 123H162V122H160V124H161ZM167 123H168V122H167ZM169 123H170V122H169ZM179 123H180V122H179ZM228 123H229V122H228ZM228 123H226V124H228ZM233 123H232L231 125H234ZM54 124H55V123H54ZM77 124H78V122H77ZM79 124H81V123L79 122ZM126 124H127V123H126ZM132 124H133V123H132ZM139 124H140V123H139ZM155 124H156V123H155ZM163 124H164V123H162L161 125L156 124V125H158L157 127H158L159 129H162V127L164 128V129H162L164 134L162 133V130L159 131L160 134H163V135H164L163 138H162L163 135H161V136L158 135V134H159L158 131H156V132L158 133V134L156 133V134H157L156 137H154V136H153V133H151V132H150V133H151V134H150L151 137L148 135V136L150 137L149 140H151V139L153 140V142H152V140H151L150 142H151L154 146H155V145L157 146V147H155L156 149H154V151H156V152H158L157 150H161V149H165V150H166L167 147H169L168 144H170V143H168L169 140L166 139V137L169 138L167 135H170V134H171V135H170L171 137L174 135V134L172 135V133H174V132H173L174 129L172 128V125H170V126L168 125V127H167V126L165 125L166 123L164 124L167 128H169L168 130H172V131H169V134H168V133H166V132H168V131L165 130V129H167V128H166L165 126H163ZM29 125H30V124H29ZM32 125H33V124H32ZM46 125H47V124H46ZM49 125H50V124H49ZM52 125H53V124H52ZM64 125H63V126H64ZM70 125H71V124H70ZM70 125H69V126H70ZM72 125H74V124H72ZM93 125H94V124H93ZM93 125H92V126H91V125H88V126H89V128H90V127H93ZM142 125H143V124H142ZM175 125H176V123H175ZM4 126H5V127H3V130H6V129L8 128L7 130L12 131V133L16 132V131H14L15 128H16L15 126H12L13 128L15 127L14 129H13L12 127H9V126L6 127V125H4ZM21 126L23 127V124H22V123H21V125H20V129H22ZM24 126H25V125H24ZM30 126H31V125H30ZM36 126H40V125H37V124H36ZM36 126H35V127H36ZM53 126H54V125H53ZM86 126H87V124H86ZM173 126H174V125H173ZM176 126H177V125H176ZM0 127H1V126H0ZM27 127H28L27 129H29V126H27ZM64 127H65V126H64ZM64 127H63V128H64ZM73 127H74V126H73ZM81 127H83V125H82ZM84 127H85V126H84ZM126 127H127V125H126ZM144 127H145V126H144ZM226 127H227V126H226ZM228 127H230V126H228ZM9 128H10V129H9ZM18 128H19V127H18ZM23 128H24V127H23ZM40 128H41V127H40ZM71 128H72V126H70V129H71ZM124 128H125V126H124ZM139 128H140V127H139ZM154 128H156V127L153 126V130H155ZM170 128H171V129H170ZM182 128H183V126H182ZM185 128H186V126H185ZM12 129H13V130H12ZM16 129H17V128H16ZM37 129H39V128H37ZM66 129H67V128H66ZM70 129H69V130L67 129L69 132H67V130H66V134H67V133H70V134H68V135H72V132L70 131ZM84 129H85V128H84ZM132 129H133V128H132ZM143 129H144V128H143ZM178 129H179V128H178ZM18 130H19V129H18ZM78 130H79V129H78ZM134 130H135V129H134ZM134 130H133V131H134ZM149 130H151V129H149ZM153 130H151V131L153 132ZM182 130H183V129H182ZM182 130H180V131L183 132ZM184 130H185V129H184ZM1 131H2V130H1ZM1 131H0V132H1ZM10 131H8V132H9L10 135H12V133H11ZM61 131H63V133H62V136H63V134H64V130H61ZM75 131H76V129H75L73 132H75ZM24 132H25V131H24ZM76 132H78V133H77L78 135H76L77 138H78V136L81 137V135H79V134H82L81 132H83V133L85 134L84 130H83V131L80 130V131H76ZM125 132H126V131H125ZM143 132H144V131H143ZM171 132H172V133H171ZM181 132H180V133H181ZM17 133H18V131H17ZM19 133H20V132H19ZM22 133H23V132H22ZM28 133H30V132H28ZM136 133H137V132H136ZM165 133H166V134H165ZM1 134H2V133H1ZM119 134H120V133H119ZM134 134H135V133H134ZM134 134H133V135H134ZM147 134H148V133H147ZM154 134H155V133H154ZM178 134H179V133H178ZM28 135H29V134H28ZM73 135H74V134H73ZM73 135H72V136H73ZM82 135H83V134H82ZM122 135H123V134H122ZM138 135H139V134H138ZM180 135H182V134H180ZM180 135H179V136H180ZM3 136H4V135H3ZM74 136H75V135H74ZM120 136H121V135H120ZM140 136H141V135H140ZM159 136H160V138H159ZM175 136H176V135H175ZM0 137H1V136H0ZM4 137H5V136H4ZM8 137H9V136H8ZM14 137H16V136H14ZM83 137H85V138L88 137V139H89V136H87V134H86L85 136H82V138H83ZM134 137H135V135H134ZM146 137H147V136H146ZM149 137H148V138H149ZM152 137L156 138V139H155V143H154V138H152ZM157 137H158L159 139H158ZM171 137H170V138H171ZM1 138H2V137H1ZM11 138H12V137H11ZM11 138H10V139H11ZM68 138H71V136H70V137L68 136ZM77 138H76V140H77ZM82 138H78V139H80V140L83 142L84 139L82 140ZM121 138H122V137H121ZM121 138H120V139H121ZM161 138L163 139V140H162V141H163V145H162V143L159 144V141H160ZM177 138H178V136H177ZM180 138H181V137H180ZM3 139H4V138H3ZM17 139H18V138H17ZM19 139H20V138H19ZM38 139H39V138H38ZM63 139H64V138H63ZM71 139H72V138H71ZM139 139H140V138H139ZM157 139H158L159 141H157ZM6 140H7V139H6ZM11 140H12V139H11ZM73 140H75V139H73ZM125 140H126V139H125ZM137 140H138V139H137ZM171 140H172V139H171ZM177 140H178V142L180 141V139H175L174 142H176ZM0 141H2V140L0 139ZM16 141H17V140H16ZM77 141L79 142V140H77ZM85 141H86V142H85ZM87 141H89V140H86V139L84 140V142H85L86 144L89 143V142H87ZM90 141H91V140H90ZM121 141H122V139H121ZM143 141H144V140H143ZM145 141H146V140H145ZM147 141H148V140H147ZM147 141H146V142H147ZM162 141H160V142H162ZM3 142H4V141H3ZM12 142H13V141H12ZM65 142H67V141H65ZM82 142H80V144H81ZM130 142H131V141H130ZM135 142H136V141H135ZM148 142H149V141H148ZM150 142H149V143H150ZM157 142H158V143H157ZM165 142H166V146H165V144H164ZM172 142H173V141H172ZM245 142H246V141H245ZM1 143H2V142H1ZM10 143H11V142H10ZM18 143H19V142H18ZM57 143H58V142H57ZM60 143H61V142H60ZM75 143H77V142H75ZM127 143H128V142H127ZM139 143H140V142H139ZM167 143H168V144H167ZM185 143H186V142H185ZM2 144H3V143H2ZM4 144H5V143H4ZM13 144H14V142H13ZM62 144H63V145H66V144L63 143V140H62V143H61L60 145L62 146ZM71 144H72V143H71ZM124 144H125V143H124ZM130 144H131V143H130ZM145 144H146V143H145ZM157 144H158L159 146H158ZM172 144H173V143H172ZM172 144H171V145H172ZM175 144H176V143H175ZM11 145H12V144H11ZM11 145H10V146H11ZM14 145H15V144H14ZM17 145H18V144H17ZM74 145H75L76 148L78 147L77 144H74ZM74 145H73V144L71 145V146H72V149H71L70 151L74 150V148H73ZM81 145H83V144H81ZM81 145H80V146H81ZM146 145H149V144H146ZM167 145H168V146H167ZM254 145H255V144H254ZM263 145H264V144H263ZM8 146H9V145H8ZM67 146H68V145H67ZM67 146H66V147H67ZM69 146H70V142H69ZM71 146H70V147H71ZM87 146H88V145H86V147H87ZM132 146H133V145H132ZM161 146H164V147L161 148ZM176 146H177V144H176L175 146H173V147L176 148ZM179 146H180V145H179V143H178V146H177V147H179ZM251 146H252V145H251ZM251 146H249V147H251ZM11 147H12V146H11ZM62 147H63V146H62ZM86 147H85V148H86ZM133 147H134V146H133ZM142 147H143V146H142ZM147 147H148V148L151 147V144H150L149 146H147ZM152 147H153V146H152ZM152 147H151L150 150H149L148 148H146V150L151 151V150H153ZM159 147H160V148H159ZM9 148H10V147H9ZM15 148H16V147H15ZM67 148H68V147H67ZM67 148H65V149H67ZM78 148H79L80 150L83 151V149H81L82 147H81V148L78 147ZM78 148H77V151L79 150ZM125 148H126V147H125ZM130 148H131V147H130ZM153 148H154V147H153ZM170 148H171V147H170ZM177 149H178V148H176L175 150H177ZM23 150H24V149H23ZM62 150H63V148H62ZM165 150H163V151L165 152V154H167V152H166ZM171 150H172V149H171ZM171 150H170V151H171ZM13 151H15V150H13ZM58 151H59V150H58ZM70 151L67 152L69 155L72 153V152H70ZM161 151H162V150H161ZM161 151H159V152H161ZM163 151H162V154L160 153L161 157H162V155L164 154ZM173 151H174V150H173ZM173 151H172V152H173ZM64 152H65V151H64ZM69 152H70V153H69ZM126 152H128V151H126ZM144 152H145V151H144ZM147 152H148V151H147ZM147 152H146V153H147ZM156 152H155V153H156ZM159 152H158V153H159ZM172 152H170V153L172 154ZM175 152H177V151H175ZM73 153H75V152L73 151ZM73 153L71 154V157H73V156H72ZM82 153H83V152H82ZM82 153H81V154H82ZM149 153L151 154V152H149ZM153 153H154V152H153ZM158 153H157L156 155L160 157V155H159ZM63 154H66V152L63 153ZM75 154H76V153H75ZM141 154H142V153H141ZM69 155H68V156H69ZM76 155H77V154H76ZM76 155H74V156H76ZM128 155H129V154H128ZM134 155H135V152H134ZM167 155H168V154H167ZM252 155H253V154H252ZM62 156H63V155H62ZM165 156H166V155H165ZM170 156H171V155H170ZM170 156H169V157H170ZM58 157H59V156H58ZM69 157H70V156H69ZM71 157H70V158H71ZM131 157H132V156H131ZM155 157H156V156H152V159H156V160L158 159L159 162H161V160L163 159V158H159V157L155 158ZM163 157H164V155H163ZM169 157L167 156L168 159H169ZM239 157H240V156H239ZM247 157H248V156H247ZM59 158H60V157H59ZM70 158H69V159H70ZM134 158H135V157H134ZM139 158H140V157H139ZM164 158H165V159H163V160H165V162L167 163V161H166L167 158H166V157H164ZM262 158H263V157H262ZM62 159H63V158H62ZM73 159H74V158H73ZM76 159H77V158H76ZM121 159H122V157H121ZM52 160H53V158H52ZM66 160H67V159H66ZM128 160H129V159H128ZM158 160H157V162H158ZM169 160H170V159H169ZM259 160L262 162V160H261L260 158H259ZM123 161L125 162V160H123ZM130 161H132V159H130ZM146 161H149V157H148V159H146ZM56 162H57V161H55V164H56ZM64 162H65V161H64ZM66 162H67V164H68V160H67ZM151 162H152V160H151ZM155 162H156V161H155ZM157 162H156V163H157ZM159 162H158V163H159ZM250 162H251V161H250ZM255 162H256V164H257V160H256ZM50 163H51V162H50ZM72 163H73V162H72ZM132 163H133V161H132ZM132 163H131V165H132ZM141 163H142V162H141ZM158 163H157V164H158ZM162 163H163V162H162ZM166 163H165V164H166ZM168 163H169V161H168ZM172 163H173V162H172ZM172 163H171V164H172ZM51 164H53V163H51ZM51 164H50V165H51ZM61 164H62V163H61ZM69 164H70V163H69ZM129 164H130V163H129ZM129 164H128V165H129ZM154 164H155V163H154ZM260 164H261V163H260ZM134 165H135V163H134ZM134 165H132V166H134ZM137 165H138V164H137ZM160 165H161V164H160ZM169 165H170V164H169ZM235 165H236V164H235ZM235 165H234V167H235ZM250 165H251V164H250ZM52 166H53V165H52ZM54 166H55V165H54ZM132 166H131V167H132ZM143 166H144V169H145V164H144V163H143ZM152 166H153V165H152ZM154 166H156V165H154ZM261 166L264 167V163H263V165H261ZM57 167H59V166H57ZM126 167H127V166H126ZM138 167H139V165H138ZM156 167H157V166H156ZM160 167H161V166H160ZM163 167H164V166H163ZM168 167H169V166H168ZM175 167H176V166H175ZM175 167H174L173 164H172V169H173V168L175 169ZM236 167H237V166H236ZM241 167L244 168L243 165H242ZM247 167H248V166H247ZM250 167H252V166H250ZM52 168L54 169V167H52ZM60 168H61V167H60ZM135 168H136V167H135ZM165 168H166V167H165ZM170 168H171V165H170ZM257 168L259 169V166H258V165L256 166V170H258ZM58 169H59V168H58ZM72 169H73V168H72ZM126 169H127V168H126ZM152 169H154V167H153ZM168 169H169V168H168ZM172 169H171V170H172ZM174 169H173V170H174ZM176 169H178V168H176ZM249 169H251V168H249ZM252 169H253V168H252ZM70 170H71V169H70ZM178 170H179V169H178ZM181 170H182V169H181ZM181 170H180V171H181ZM236 170H237V169H236ZM125 171H126V170H125ZM143 171H144V170H143ZM175 171H177V170H175ZM175 171H174V172H175ZM49 172H50V171H49ZM54 172H56V171L54 170ZM132 172H133V168H132ZM171 172H172V171H171ZM171 172H170V173H171ZM177 172H178V171H177ZM230 172H231V171H230ZM252 172H256V171L253 169ZM260 172L263 173L262 170H261ZM51 173H52V172H51ZM51 173H50V174L48 173V174L51 175ZM56 173H57V172H56ZM129 173H130V172H129ZM144 173H145V171H144ZM172 173H173V172H172ZM172 173H171V174H172ZM248 173L250 174V172H248ZM53 174H54V173H53ZM53 174H52V175H53ZM132 174H133V173H132ZM168 174H169V173H167V175H168ZM45 175H46V174H45ZM49 175H48V176H49ZM55 175H56V174H55ZM57 175H58V174H57ZM76 175H77V174H76ZM48 176H46V177L49 178ZM53 176H54V175H53ZM152 176H153V175H152ZM173 176H174V175H173ZM179 176H181V175H179ZM54 177H55V176H54ZM132 177H133V176H132ZM166 177H167V176H166ZM170 177H171V176H170ZM222 177H223V176H222ZM172 178H173V177H172ZM175 178H177V177H175ZM218 178H219V177H218ZM49 179H50V178H49ZM73 179H75V178H73ZM156 179H157V178H156ZM158 179H159V178H158ZM167 179H168V178H167ZM71 180H72V179H71ZM132 180H133V178H132ZM147 180H148V179H147ZM159 180H161V179H159ZM171 180H172V179H171ZM171 180H170V181H171ZM175 180H176V179H175ZM175 180H174V181H175ZM161 181H164V180H161ZM44 182H45V181H44ZM46 182H47V180H46ZM73 182H74V181H73ZM120 182H121V181H120ZM148 182H149V181H148ZM148 182H147V183H148ZM152 182H153V180H152ZM156 182H158V181H156ZM221 182H222V181H221ZM142 183L145 184L144 182H142ZM158 183H159V182H158ZM158 183H156V184H158ZM163 183H164V182H162V184H163ZM172 183H173V182H172ZM172 183H171V184H172ZM175 183H176V182H174L172 185H175ZM182 183H183V182H182ZM224 183H225V182H224ZM127 184H129V182H128ZM151 184H153V183H151ZM154 184H155V183H154ZM154 184H153V185H154ZM156 184H155V186H156ZM164 184H165V183H164ZM168 184H169V183H168ZM178 184H179V183H176V187H177V188H178V186H177ZM120 185H121V184H120ZM135 185H137V184H135ZM135 185H134L133 188H135ZM153 185H152V187H153L152 190H151V188H149V190H148V188H147V192L150 191V190H151V192H152L153 189H156V190H157V188H156L155 186H153ZM158 185H159V184H158ZM158 185H157V186H158ZM166 185H167V184H166ZM181 185H182V186H181ZM181 185H180V187H184L183 184H181ZM227 185H228V183H227ZM139 186H142V184L139 185ZM139 186H137L138 189H143V188H140ZM145 186H146V185H145ZM145 186H142V187H144V190H146ZM148 186L150 187V185H148ZM154 187H155V188H154ZM164 187H165V186H164ZM164 187H162V188H164ZM166 187H168V186H166ZM174 187H175V186H174ZM174 187H171L172 189L169 187L171 190H170L169 188H168V189H164V191L166 190V194L169 195V197H170V195H171L172 193H173L174 196H176L175 194H179V193H180L179 191H177V190L175 189L176 187H175V188H174ZM185 187H186V186H185ZM229 187H230V186H229ZM125 189H126V188H125ZM125 189H124V190H125ZM127 189H128V188H127ZM138 189H136V191H137ZM174 189H175V190H174ZM178 189L181 190L180 188H178ZM183 189H184V188H183ZM124 190H123V191H124ZM128 190H129V189H128ZM132 190H133V189H131L130 192H131ZM168 190H170V191H168ZM226 190H231V189H228V188H227ZM136 191L134 190L133 193L135 194ZM138 191H139V190H138ZM154 191H155V190H154ZM154 191L151 193V195H153ZM164 191H162V192H164ZM167 191H168V193H167ZM171 191H176V192H172V193H171ZM221 191H222V190H221ZM221 191H219V192H221ZM231 191H232V190H231ZM233 191H234V190H233ZM233 191H232V193H233V197H234V195L237 196V194H235V192H233ZM143 192H144V191H142V193H141V191L138 192V193H140V194H139L138 196L135 195V196H137L136 198H140V199H141V194H142V196H144V194L146 193V192H145V193L143 194ZM177 192H179V193H177ZM182 192H184V191H182ZM182 192H181V193H182ZM228 192H229V191H228ZM228 192H227V193H228ZM133 193H132V194H133ZM148 193H150V192H148ZM213 193H214V192H213ZM223 193L226 194L224 191H223ZM223 193L221 192V194H223ZM229 193H230V197H229L228 195H225L226 198H225V197H223V198L226 199V200L229 199V201H230V200L232 199V194H231V192H229ZM229 193H228V194H229ZM132 194H128V193H126V195H125V196L122 195V196H124V197H121V198H123L124 200H126L125 202H126V204H127V199H126L125 197H127L128 199H131V198H132V197H131ZM134 194H133V196H134ZM155 194H156L155 197H156V199H157L158 196H159V194L154 193V195H155ZM221 194H219V195L217 194V196H218V197H219V196L221 197ZM127 195H130V196L128 197ZM146 195L150 196V194H147V193L145 194V196H146ZM154 195H153V196H154ZM135 196H134V197H135ZM148 196H146V200L148 199ZM181 196H184V194L182 193L181 195H179L180 198H181ZM215 196H216V195H215ZM217 196H216V197H217ZM222 196H223V195H222ZM227 196L229 197L228 199H227ZM239 196H240V195H238L237 197L239 198ZM91 197H92V195H91ZM130 197H131V198H130ZM134 197H133V198H134ZM155 197H153V198H152V197H149V199H148L147 201H149V200H154ZM172 197H173V196H171V199H170V200H172ZM176 197H177V196H176ZM176 197H173V201H174V203H175V199H177ZM179 197H178V198H179ZM184 197H185V196H184ZM184 197H183V198H184ZM216 197H215V199H216ZM237 197H236V198H237ZM87 198H89V197H87ZM87 198H86V199H87ZM121 198H120V199H121ZM133 198H132V199H133ZM142 198L145 199V197H142ZM151 198H152V199H151ZM186 198H187V197H186ZM80 199H81V198H80ZM91 199H92V198H91ZM91 199H88V200L90 201ZM93 199H94V198H93ZM96 199H97V198H96ZM132 199H131V204L133 203L132 201L135 200V199H133V200H132ZM144 199L142 200L143 202L139 201V199H136V200H138V201L140 202L139 205L142 206L143 203H144V201H145V203H146V200H144ZM167 199H168V198H166V200H162V201H164V202L166 201V202L168 203L170 200H167ZM187 199H188V198H187ZM220 199H222V198H219L218 200H220ZM82 200H83V199H82ZM94 200H95V199H94ZM124 200L121 199V200H119V201H122V202H123ZM136 200H135V201H136ZM184 200H185V202H187L186 199H184ZM119 201H118V202H119ZM182 201H183V200H181V205H183V207L185 208V206H186V205L184 204L185 202L183 201V202H184V203H183ZM208 201H209V200H208ZM214 201H215V200H214ZM231 201H233V200H231ZM149 202H150L149 205L146 203L145 207H146V206H147V207H152V206H153V204H152L153 201H152V202L149 201ZM154 202H157V201L155 200ZM166 202H165V203H166ZM171 202H172V201H170V202L168 203V206H166V207L170 208L169 204H171ZM209 202H210V201H209ZM209 202H208V203H209ZM212 202H213V201H212ZM212 202H211V203H212ZM259 202H260V201H259ZM135 203H137V201H136ZM141 203H142V204H141ZM145 203H144V204H145ZM157 203H158V202H157ZM165 203H164V204H165ZM176 203H179V202H176ZM176 203H175V204H176ZM208 203H206V204H208ZM211 203H210V204H211ZM213 203L216 204V202H213ZM222 203H223V202H222ZM90 204H91V203H90ZM131 204H129V205H131ZM175 204H173V202H172L171 205H174V206H175V208H174V207H172V208H174V209L177 208L178 211H179L180 208H181V206H180V208H179V207H178L179 205L176 204V205H177V207H176ZM228 204H229L228 207L232 206L230 203H228ZM108 205H109V204H108ZM119 205H120V206H119ZM129 205H127V207H126L127 209H125V210H129V207H128ZM150 205H151V206H150ZM156 205H157V204H156ZM156 205H155V206H156ZM165 205H166V204H165ZM208 205H209V204H208ZM221 205H222V204H221ZM116 206H117L116 208H120V207L123 208L122 203H120V204L118 203V205H116ZM136 206H138V205L136 204ZM141 206H139V207H141ZM143 206H144V205H143ZM155 206H153V207L155 208ZM202 206H203V205H202ZM218 206L220 207V202H219V205H218ZM218 206H216L215 209H217ZM147 207H146V208H147ZM206 207H207V206H206ZM214 207H215V206H214ZM228 207H227V208H228ZM82 208H83V207H82ZM82 208H80V209L82 210ZM143 208H144V207H143ZM154 208H153V209H154ZM209 208H212V205H211V207H209ZM80 209H79V211H80ZM85 209H86V208H85ZM101 209H102V208H100V210H101ZM137 209H139V208L137 207ZM147 209H148V208H147ZM147 209H146V210H147ZM150 209H151V208H150ZM162 209H165V208L163 207ZM166 209H167V208H166ZM166 209H165V210H166ZM174 209H173V211H174ZM221 209H222V208H221ZM231 209H233V208L231 207ZM256 209H257V208H256ZM256 209H254V210H256ZM87 210H88V209H87ZM106 210H107V209H106ZM134 210H135V208H134ZM134 210H132V213H133ZM151 210H152V209H151ZM151 210H150V212H149V209H148V210H147V211H148V212H147L148 215L145 214L144 216H149V215L152 216V215H155V214H153V210H152V211H151ZM165 210H164V211H165ZM167 210H168V209H167ZM210 210H211V209H210ZM210 210H209V211H210ZM223 210H224V209H223ZM225 210H226V209H225ZM229 210H230V208H229ZM229 210H228V211H229ZM234 210H235V209H234ZM260 210H261V209H260ZM77 211H78V210H77ZM79 211H78V212H79ZM97 211H99V210H97ZM120 211H121V209H120ZM154 211H155V213L157 214L156 210H154ZM162 211H163V210H162ZM162 211H161V212H162ZM170 211H171V208H170L169 212H170ZM173 211H172V212H173ZM178 211H176V210L174 211V212H176V215H174L173 217L178 218L177 220H178V222H179V217H181V219H183V218H184V217H183L184 214L181 216V215L178 214ZM182 211H183V209H182ZM185 211H186V209H185ZM213 211H215V210L213 209ZM213 211H210V212H212V215H213ZM219 211H220V210H219ZM230 211H232V210H230ZM94 212H95V211H94ZM94 212H92V213H94ZM106 212H107V211H106ZM121 212H122V211H121ZM123 212H125V211H123ZM127 212H128V213H127ZM127 212L124 214L125 217L123 216V217H124L123 220L126 221L125 219H126L128 216H130V214H131V216L133 215V217H132L133 221H132V222H135L134 219H135L136 217L134 218V216L137 215V214L135 213V215H134V214H132L130 211H127ZM129 212H130V214H129ZM143 212H144V211H143ZM151 212H152V215L150 214ZM166 212H167V211L162 212V213H161V216H162V214H164V213H166ZM169 212H168V214H169ZM210 212H209V213H210ZM222 212L225 213L224 211H222ZM79 213L82 214L81 211H80ZM79 213H78V216H81V215H79ZM99 213H100L101 215H103V213H101V212H99ZM108 213H109V211H108ZM116 213H117V212H116ZM145 213H146V212H145ZM170 213H171V212H170ZM179 213H180V211H179ZM215 213H216V212H215ZM223 213H222V215H221L222 217L225 215V214L223 215ZM226 213H228V212H226ZM84 214H85V213H83V215H84ZM87 214H88V213H87ZM95 214H97V213L95 212L94 215H95ZM104 214H106V213H104ZM109 214H110V213H109ZM111 214H112V213H111ZM114 214H115V213H114ZM138 214H140V215H138L139 217L142 216V215H141L142 213H140V210H138ZM171 214H172V213H171ZM174 214H175V213H174ZM180 214H182V212H181ZM216 214H217V213H216ZM230 214H231V213H230ZM230 214H229V215H230ZM76 215H77V213H76ZM83 215H82V216H83ZM85 215H86V214H85ZM92 215H93V214H92ZM101 215H100L99 217H101ZM107 215H108V214H107ZM107 215H105V216H107ZM121 215H122V214H121ZM127 215H128V216H127ZM165 215H166V214H165ZM169 215H170V214H169ZM177 215H178V217H176ZM212 215H211V216H212ZM232 215H233V214H232ZM258 215H259V214H258ZM126 216H127V217H126ZM131 216H130V217H131ZM156 216H157V215H156ZM167 216H168V215H167ZM167 216H166V217H167ZM170 216H172V215H170ZM219 216H220V215H219ZM221 216H220V217H221ZM227 216H228V215L226 214V218H228ZM230 216H231V215H230ZM230 216H229V218H230ZM233 216H234V215H233ZM246 216H247V215H246ZM72 217H76L75 214L72 215ZM84 217H85V216H84ZM86 217H88V218H85V219H87V220H84V221H87V222H88L89 219L91 220V218H92V220H93V218H94V217L89 218V216H86ZM95 217H96V216H95ZM97 217H98V216H97ZM108 217H110V216L108 215ZM111 217H112V216H111ZM113 217H114V216H113ZM118 217H119V216H118ZM130 217H129V218H130ZM168 217H169V216H168ZM168 217H167V219H168ZM212 217L215 218V216H212ZM220 217H219V218H220ZM101 218H102V217H101ZM101 218H100V220H101ZM121 218H122V217H121ZM137 218H138V217H137ZM137 218H136V219H137ZM149 218H150V217H149ZM164 218H165V217H163V220H164ZM170 218H171V217H170ZM170 218L168 219V222L172 220V219L170 220ZM214 218H213V219H214ZM226 218H225L224 220H223L222 218H220V219L223 220L222 222H224V224H225V221H226V225H227V228H228V224H227V223H228L229 221H227L228 219L226 220ZM231 218H232V217H231ZM70 219H71V218H70ZM70 219H69V220H70ZM72 219H73L72 221H74L75 218H72ZM79 219H80V217H79ZM96 219H97V218H96ZM107 219H109V218H107ZM113 219H114V218H113ZM119 219H120V218H119ZM132 219H130V220H132ZM143 219H144V218H143ZM146 219L148 220L147 217H146ZM146 219H145V220H146ZM151 219H152V218H151ZM155 219H157V217H155ZM167 219H166V220H167ZM181 219H180V220H181ZM235 219H236V218H235ZM252 219H253V218H252ZM263 219H264V218H263ZM81 220H83V219L78 220V218H77V221H81ZM94 220H95V219H94ZM120 220H121V219H120ZM120 220H119V221H120ZM140 220H141V218H140ZM166 220H165V221H166ZM215 220H216V219H215ZM231 220H232V219H231ZM231 220H230V221H231ZM261 220H262V219H261ZM84 221H83V223L85 224ZM119 221H118V222H119ZM127 221H128V222H127ZM127 221H126L127 224H129L130 221H129L128 219H127ZM136 221L139 222L138 219H137ZM148 221H151V220H148ZM148 221H146V222L148 223ZM173 221H174V220H172V222H173ZM235 221H236V220H235ZM235 221H234V222H235ZM132 222H131V223H132ZM137 222L132 223V224H136ZM168 222L166 221L165 223H168ZM172 222H171V223H172ZM175 222H176V221H175ZM175 222H173L174 225H175ZM180 222H181V221H180ZM216 222H218V220H216ZM232 222H233V221H232ZM70 223H71V222H70ZM116 223H117V222H116ZM131 223H130V225L133 226ZM141 223H144V222H140V224H139V227H138V228H140L141 230L144 229V228H148V229H149L148 226L152 224V223H150V224L148 225V224H145V223H144L145 226H146V227H144V224H143V226H142ZM153 223H154V222H153ZM158 223H160V224H158ZM158 223L155 224V225H157V227L155 226V227L152 228V229L150 228L149 231H148V230L146 231V230L144 229L145 231H144V232L142 231V232H143L142 234L145 233L147 236H149V238H152L153 235L155 236V239L160 238V237H158V238L156 237V235H159V233L156 234V233H157V232H156V233H155L156 235H155L154 232H155V231H158V230L161 228V227H160L161 225H163L162 227H165L166 224H165V223L161 224V221L158 222ZM181 223L183 224V222H181ZM78 224H80V222H78ZM81 224H82V223H81ZM81 224H80L79 226H81ZM164 224H165V225H164ZM176 224H177V223H176ZM74 225H75V221H74ZM85 225H86V224H85ZM118 225H120V222H119ZM124 225H125V224H124ZM130 225H129V226H130ZM140 225H141V226H140ZM158 225H160V226H158ZM177 225L180 226V223L177 224ZM177 225H176L175 227H177ZM222 225H223V224H222ZM222 225H221V226H222ZM70 226H71V225H70ZM134 226H135V225H134ZM167 226H168V224H167ZM167 226H166V227H167ZM170 226H173V225H170ZM170 226H169V228H171ZM224 226H225V225H224ZM112 227H114V226L112 225ZM123 227H124V226H123ZM127 227H128V226H127ZM127 227H126V228H127ZM143 227H144V228H143ZM158 227H159V229H158ZM173 227H174V226H173ZM175 227L173 228V231L175 230ZM230 227H231V225H230ZM71 228H72V227H71ZM114 228H115V227H114ZM119 228H121V226L118 227L117 230H118ZM128 228H129V227H128ZM134 228H137V224H136V226H135ZM155 228H156L157 230H156ZM169 228H168V229H169ZM69 229H70V228H69ZM129 229H131V228H129ZM140 229H139V234H138V231H136V229H132V230H135L137 233H136L135 231H134V233L138 234V236H139V235L141 234ZM154 229H155V230H154ZM168 229H167V232H168ZM176 229H177V228H176ZM223 229H225V228H223ZM261 229H262V228H261ZM132 230L130 231L131 233H129V231H128V233H129L130 235L133 233ZM151 230H152V231H151ZM160 230H161V229H160ZM171 230H172V228H171ZM228 230L230 231V233H228V232H229ZM228 230H226V232H225V231H224V232H225V233H228V235L226 234L227 236H230L229 234H231V230H232V229H228ZM109 231H110V230H109ZM124 231H125V229H124ZM124 231H122V230L120 229V233H121V232H124ZM150 231H151L152 234L149 235ZM162 231H163V230H162ZM162 231H160V232H162ZM169 231H170V230H169ZM173 231H172V233H175V231H174V232H173ZM227 231H228V232H227ZM126 232H127V231H125V234H126ZM146 232H147V233H146ZM180 232H181V228H179V231H178L177 233H180ZM164 233H165V230H164ZM170 233H171V232H170ZM170 233H169V234L167 233V234L170 235ZM251 233H252V232H251ZM108 234H109V233H108ZM145 234H144V235H145ZM160 234H161V233H160ZM165 234H166V233H165ZM240 234H241V233H240ZM260 234H261V233H260ZM119 235H120V234H119ZM144 235H143V236H144ZM151 235H152V237H150ZM175 235H176V233H175ZM175 235H174V237H175ZM177 235L179 236V234H177ZM226 235H225V236H226ZM258 235H259V234H258ZM116 236H117V235H116ZM126 236H128V234H127ZM133 236H134V238L136 237V235H133ZM133 236H131V237L133 238ZM138 236H137V237H138ZM147 236H146L145 238H143V240L147 239V238H148ZM161 236L165 238L167 235H166V236L161 235ZM123 237H124V236H123ZM123 237H121V238H123ZM129 237H130V236H129ZM129 237H128V238H127V237H124V239L127 238V240H128ZM137 237H136V238H137ZM139 237H140V236H139ZM139 237H138L137 239H139ZM174 237H173V235L171 236V238H173L172 240H174ZM164 238H163V239H164ZM175 238H176V237H175ZM227 238H228V237H227ZM248 238H249V236H248ZM259 238H260V237H259ZM262 238H263V237H262ZM153 239H154V237H153ZM155 239H154V240H155ZM161 239H162V238H160V241L163 240V239H162V240H161ZM176 239H177V238H176ZM176 239H175L174 242H172V244L174 243V245H175L176 242H178V241H176ZM88 240H89V239H88ZM140 240L142 241L141 237H140V239H139V242H140ZM149 240H150V239H149ZM151 240H152V239H151ZM172 240H171V241H172ZM255 240H256V239H255ZM258 240H259V239H258ZM128 241H129V240H128ZM130 241H131V240H130ZM135 241H136V239H135ZM145 241H146V240H145ZM164 241L167 242V240H165V239H164ZM89 242H90V241H89ZM131 242H132V241H131ZM131 242H130V243H131ZM149 242H150V241H149ZM149 242L146 241V242L144 243L145 246H146V243H147V245H148ZM151 242H152V241H151ZM155 242H156V241H154V242L151 243V244H155ZM158 242H159V241H158ZM168 242H169V240H168ZM124 243H125V242H124ZM156 243H157V242H156ZM159 243H160V242H159ZM227 243H228V242H227ZM140 244H141V243H139V245H140ZM162 244H164V243H162ZM169 244H170V243H168V245H167V243L164 244V247L166 246V248L163 249V252H165V253L168 252V253H167V256H170V257H171V260H173V263H174V261H176V258L178 257L177 254H175V253H179L180 251L177 252V250H174V251H176V252L174 253V254H175V256H174V255L172 254L174 251H173V250H172V251L169 250V249H171V248H169V249L167 248V247L169 246ZM228 244H229V243H228ZM253 244H255V245H253ZM253 244L249 245V246H251V247L254 246V248H250V247H249L250 249H252V250L255 249V250H256L257 248H261L260 246H259V247H258V246L256 247V242H255L254 240H253ZM257 244H258V242H257ZM139 245H138V246H139ZM155 245H157V244H155ZM160 245H161V243H160ZM252 245H253V246H252ZM120 246H121V245H120ZM120 246H119L118 248H120ZM141 246H142V245H140V247H141ZM143 246H144V245H143ZM153 246H154V245H153ZM162 246H163V245H162ZM170 246L173 247V245H170ZM177 246H178V245H177ZM135 247H136V246H135ZM146 247H148V246H146ZM146 247H145V248H146ZM150 247H152V246H150ZM160 247H161V246H160ZM255 247H256V248H255ZM141 248H142V247H141ZM152 248H153V247H152ZM152 248H150V249H151V251H153V253H154V252H155V248H154L153 250H152ZM224 248H225V247H224ZM224 248H223V249H224ZM130 249H131V248H130ZM156 249H157V247H156ZM158 249H159V248H158ZM172 249H173V248H172ZM182 249H183V248H182ZM250 249H247V248L245 249V251L248 250L247 253H245V255L247 254L246 256H250V255H252L251 257H254L255 254H256V255L258 254V252H256V251H255V252H256L255 254L253 253L254 251H253V252H252V251H249ZM126 250H127V249H126ZM141 250H142V249H141ZM146 250H147V249H146ZM148 250H149V249H148ZM148 250H147V251H148ZM166 250H167V252H166ZM168 250L171 251V253H170ZM178 250H179V246H178ZM257 250L260 251L259 253H263V252H261L260 249H257ZM28 251H29V250H28ZM131 251H132V250H131ZM131 251H129V252H131ZM147 251H146V252H147ZM181 251H182V250H181ZM183 251H184V250H183ZM245 251H244V252H245ZM263 251H264V250H263ZM115 252H116V251H115ZM142 252H144V251H142ZM220 252H221V251H220ZM248 252H250V253H248ZM30 253H31V252H30ZM125 253H126V252H124V254H125ZM132 253H134V251H133ZM132 253H131V254H132ZM138 253H139V252H138ZM147 253H149V251H148ZM150 253H152V252H150ZM150 253L147 254V255H150V256H151V259H152V258H153L152 255H153V254L151 255ZM161 253H162V252H161ZM218 253H219V252H218ZM118 254H119V253H118ZM124 254H122V255L124 256ZM134 254H135V253H134ZM170 254L174 256L173 259H172L173 256H171ZM181 254H182V253H181ZM204 254H205V253H204ZM253 254H254V255H253ZM109 255H110V253H109ZM109 255H108V256H109ZM129 255H130V254H129ZM160 255H161V254H160ZM164 255H165V254H164ZM178 255H180V254H178ZM256 255H255V259H253V258H251V257H249V259H250V260L253 259V261L256 262L255 264H258V263H259L258 260H259V258H260V262H261V263H259V264H263V262H264V261H263L264 258L262 259L261 256H263L264 253H263L262 255L259 254V255H261L260 257H258L259 255H258V256H256ZM25 256H26V255H25ZM98 256H99V255H98ZM106 256H107V255H106ZM118 256H119V255H118ZM131 256H132V255H131ZM131 256H130V257H131ZM150 256H148V257H150ZM165 256H166V255H165ZM176 256H177V257H176ZM102 257H104V256H102ZM124 257H125V256H124ZM124 257H121L122 259H120V258L118 257V258H119L118 260H120L121 262H122V261H125V260L127 261V259H125L126 257H125V258H124ZM127 257H128V256H127ZM161 257H163V255H162ZM208 257H209V256H208ZM256 257L258 258V260H256ZM263 257H264V256H263ZM26 258H27V257H26ZM114 258H115V257H114ZM157 258H158V256H157ZM167 258H168V257H166V259H167ZM214 258H215V257H214ZM246 258H247V257H246ZM115 259H116V258H115ZM124 259H125V260H124ZM128 259H129V261H130V258H128ZM163 259H164V257H163ZM168 259H169V258H168ZM249 259H248V260H249ZM261 259H262V260H261ZM31 260H32V259H31ZM97 260H98V259H97ZM100 260H101L102 264H104V263H103L104 261H102V260H104V259L101 258ZM149 260H150V258L148 259V261H149ZM154 260H155V259H154ZM159 260H160V259H159ZM169 260H170V259H169ZM255 260H256V261H255ZM120 261H118V263H119ZM133 261H134V260H133ZM133 261H131V262H129V263H132V264H133V263L135 262V261H134V262H133ZM150 261H151V260H150ZM150 261H149V262H150ZM213 261H214V260H213ZM242 261H244V260H242ZM96 262H97V261H96ZM137 262H139V261H137ZM153 262H154V261H153ZM165 262H166V261H165ZM165 262H164V263H165ZM167 262H170V261H167ZM171 262H172V261H171ZM177 262H178V263H177ZM214 262H215V261H214ZM254 262L251 261L250 264H254ZM73 263H74V262H73ZM75 263H76V262H75ZM97 263H98V262H97ZM123 263H124V262H123ZM129 263H128V261H127V262H125L124 264H129ZM208 263H209V262H208ZM167 264H169V263H167ZM171 264H172V263H171ZM176 264H179V258H178V261H176ZM244 264H245V262H244Z\"/></svg>",
  "mask_w": 264,
  "mask_h": 264
}]
</instances>
